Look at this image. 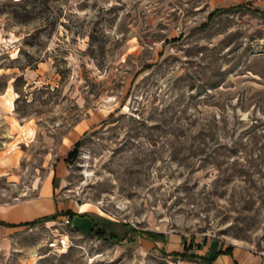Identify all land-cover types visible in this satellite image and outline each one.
<instances>
[{
  "label": "rangeland",
  "instance_id": "obj_1",
  "mask_svg": "<svg viewBox=\"0 0 264 264\" xmlns=\"http://www.w3.org/2000/svg\"><path fill=\"white\" fill-rule=\"evenodd\" d=\"M254 10L0 0V264H264Z\"/></svg>",
  "mask_w": 264,
  "mask_h": 264
},
{
  "label": "trees",
  "instance_id": "obj_2",
  "mask_svg": "<svg viewBox=\"0 0 264 264\" xmlns=\"http://www.w3.org/2000/svg\"><path fill=\"white\" fill-rule=\"evenodd\" d=\"M254 11L257 14L261 15L262 17H264V13L263 12L258 11V10H254ZM77 145L78 144H76V148H77ZM69 156L73 157V153H70ZM28 224H30V222L29 223H25V224H20L18 226L21 227V226H26ZM221 256H229V257H231V249H227L225 251H221V250L217 251V252H215V254L212 255V257L210 259L208 257L207 258L205 257L203 259L198 258V257H194L192 259L195 260V262L198 263V264H213L217 260V258L221 257Z\"/></svg>",
  "mask_w": 264,
  "mask_h": 264
},
{
  "label": "crops",
  "instance_id": "obj_3",
  "mask_svg": "<svg viewBox=\"0 0 264 264\" xmlns=\"http://www.w3.org/2000/svg\"><path fill=\"white\" fill-rule=\"evenodd\" d=\"M55 181L53 180L52 182V186H53V183ZM30 221H28V219L26 220H23V221H18V222H5V221H0V227H4V228H16V227H20L18 225L20 224H25V223H29Z\"/></svg>",
  "mask_w": 264,
  "mask_h": 264
}]
</instances>
